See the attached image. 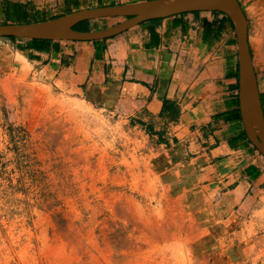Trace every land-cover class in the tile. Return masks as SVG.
<instances>
[{"label":"rangeland","instance_id":"obj_1","mask_svg":"<svg viewBox=\"0 0 264 264\" xmlns=\"http://www.w3.org/2000/svg\"><path fill=\"white\" fill-rule=\"evenodd\" d=\"M67 1L31 0L27 18L133 0ZM239 1L264 101V0ZM212 16L221 35L235 30ZM18 19L0 13V24ZM13 57L0 38V264H264V249L236 252L228 244L239 238L213 226L216 206L192 162L171 164L129 117L23 75Z\"/></svg>","mask_w":264,"mask_h":264},{"label":"crops","instance_id":"obj_2","mask_svg":"<svg viewBox=\"0 0 264 264\" xmlns=\"http://www.w3.org/2000/svg\"><path fill=\"white\" fill-rule=\"evenodd\" d=\"M30 1L0 0V13L8 2ZM212 18L188 13L146 21L101 44L6 40L12 44L13 67L23 75L35 74L120 111L169 152L171 164L192 162L205 182L199 186L216 206L213 226L218 223L230 240L239 238L228 244L236 252H248L249 242L259 254L264 249V156L249 142L240 114L235 30L206 41L203 22ZM100 20L81 21L86 23L75 28L96 30ZM216 245L223 248L222 242Z\"/></svg>","mask_w":264,"mask_h":264},{"label":"water","instance_id":"obj_3","mask_svg":"<svg viewBox=\"0 0 264 264\" xmlns=\"http://www.w3.org/2000/svg\"><path fill=\"white\" fill-rule=\"evenodd\" d=\"M192 11H219L232 20L239 56V107L245 133L264 156V108L248 39V18L239 0H138L113 5L79 8L56 18L0 24V38L96 41L117 36L140 23ZM122 18L112 25L79 31L81 21ZM257 124L260 133L253 131Z\"/></svg>","mask_w":264,"mask_h":264},{"label":"trees","instance_id":"obj_4","mask_svg":"<svg viewBox=\"0 0 264 264\" xmlns=\"http://www.w3.org/2000/svg\"><path fill=\"white\" fill-rule=\"evenodd\" d=\"M67 2L71 3L72 1L68 0ZM73 2H74V0H73ZM113 4H116V3L115 2L109 3V5H113ZM102 5H108V4H99L98 6H102ZM242 8H243L244 12L246 13L244 6H242ZM4 10H5L4 11V14L6 15L7 18H16V19L19 18L18 20H15L14 22H19L20 23V22H30V21L45 20V18H35L33 20L28 19L27 18V15L29 14L28 6L27 5H24V4L9 3L8 2L5 5ZM71 11H72V9L68 10L66 13L71 12ZM188 13H191V14L208 13L209 15H212V14H215V13H221V14L225 15L231 21V19L229 18L228 15H226L223 12H219V11H192V12H186V13H182V14H178V15H184V14H188ZM63 14H65V13H63ZM63 14H58V15H55V16H51L48 19H50V18H56V17H59V16H61ZM175 16H177V15H175ZM103 19H110V18H103ZM112 19H115V20L118 21V20H120L122 18H112ZM162 19H164V18H157V19L150 20V21H160ZM92 20H94V19H92ZM92 20H87V25ZM6 23L7 22H3V24H6ZM84 23H86V22H84ZM142 24L143 23H140L137 26H134L133 28H136V27H138V26H140ZM203 25H204L203 35H204V38H205L206 41H213L217 37H219V35L221 33L220 26L216 30H214L213 29V23L210 20H204ZM133 28H131V29H133ZM115 37H117V36H114L112 38H115ZM5 38H9V39H28V40L42 41V42H44V41H51V42L54 41V40L29 39V38H21V37H5ZM106 40L107 39L96 40V41H87V42L94 43V44H101V43L105 42ZM60 41H66V42H68V41H71V40H60ZM54 42H57V41H54ZM237 77H238V86H239V64L237 66ZM261 97H262V95H261ZM176 111H177V109H173V114L174 115H176ZM251 145L258 151V149L252 143H251Z\"/></svg>","mask_w":264,"mask_h":264},{"label":"bare ground","instance_id":"obj_5","mask_svg":"<svg viewBox=\"0 0 264 264\" xmlns=\"http://www.w3.org/2000/svg\"><path fill=\"white\" fill-rule=\"evenodd\" d=\"M75 104H76V102H70V103L65 104V106L69 110H72V112L75 110V113H78L80 111H78V110H77L78 112L76 111V108L74 106ZM83 112H84V110H83ZM85 112H87V111H85ZM80 113H82V111ZM253 131H254L255 134H259L260 133V129H259L257 124H254Z\"/></svg>","mask_w":264,"mask_h":264}]
</instances>
